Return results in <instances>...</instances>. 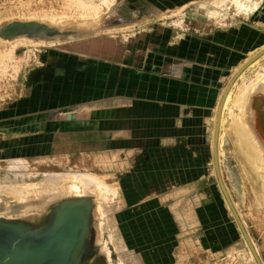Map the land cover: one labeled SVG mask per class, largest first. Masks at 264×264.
<instances>
[{
  "label": "crops",
  "instance_id": "crops-1",
  "mask_svg": "<svg viewBox=\"0 0 264 264\" xmlns=\"http://www.w3.org/2000/svg\"><path fill=\"white\" fill-rule=\"evenodd\" d=\"M198 30L182 34L153 28L122 43L121 60H68L75 75L58 80L56 93L50 99L46 96V108L29 115L46 117L59 111L60 118L72 114L73 121L63 122L59 130L26 137V155L104 158L106 168L119 177L131 213L169 208L174 220L184 226L188 204L194 207L196 221H205V181L209 186L214 176V107L231 68L261 42L251 37L247 27Z\"/></svg>",
  "mask_w": 264,
  "mask_h": 264
},
{
  "label": "rangeland",
  "instance_id": "rangeland-1",
  "mask_svg": "<svg viewBox=\"0 0 264 264\" xmlns=\"http://www.w3.org/2000/svg\"><path fill=\"white\" fill-rule=\"evenodd\" d=\"M181 2L184 3L186 1L116 0L110 6V8H105L101 12L105 14L104 16L102 15L101 19L99 20L101 22H99L98 28H114L135 24L134 31L133 29V32L127 33L111 31V34L109 32H98L92 33L89 36L84 35V37L81 35L89 33L90 30H82L81 28H77V26L75 28L76 24L73 23H80L83 21V19H86L85 21H88V19L92 20L93 18L82 17L80 15L82 17L81 18L77 13H74L73 11H63V9H61L64 6L63 0H0L1 23H3L4 21L19 19L39 20L53 25L63 26V29L74 30L77 31V33L79 34L77 35V37L75 35L74 38L67 37V39L64 40L61 39L60 42L62 43H55L52 46H39L37 49L34 50V53L32 55V61L30 62V64L21 68V70L18 71V74L14 79L9 78L8 76L0 75V123H8L9 121L14 122L23 119H26L30 122H44L42 120V114H29H34V112L46 108L44 107L46 106V100L48 99L46 98V96L49 95L50 99L52 97L53 92H55V90L59 88V84H57L58 80L63 79V77L65 76L75 75L74 69L69 74H64V72L62 73V71H60L59 75H57L56 77L50 79H43L41 77L40 79L33 80L30 83V73L35 69L38 70L39 68V70H43L50 64L58 62L60 63L62 61L67 63L68 65L69 61L73 62L77 59H81L83 61L87 59L113 60V58L115 60H121L122 43L127 44L131 41L130 37L134 35L138 37L137 35L144 34L147 31H152L153 28H158V30L160 31L162 29L170 30L173 33L180 32L182 34L198 33L197 29L202 30V32H205L204 23L206 22V19L204 18V16L195 15V5H192V3L187 8V11L190 14H194V16H188L184 18L182 22V25L185 26L184 29L187 30H184L182 28L179 29L180 27L176 26V24L174 23V20L177 19L176 16L173 18H168L167 20L156 19L149 21L147 24H141L145 18H151L152 12L157 10H169V8L170 10H173L180 6L182 4ZM189 2H192V0H189ZM74 14H77L78 16ZM141 26L144 27L142 28ZM246 26H248L247 28L252 31V38L255 37L256 39H258V42H264V28H262L264 27V19H260L258 20V22H256L255 20H252L249 23L248 21L239 22L236 26H232L229 29H234L237 27L241 28ZM136 37L134 39H136ZM24 50H26L25 46H21L17 49V53L20 54V52L22 53ZM34 55L36 56L34 57ZM261 91L262 90L258 92V97L253 103V106L255 107H252V110H255V115H261L257 118L260 124L264 123L262 122L264 121V93L263 91ZM37 93H39L38 95L43 94L44 96H42V98L36 97ZM45 115L49 116L47 121L51 122L55 121L57 118H60L62 116L59 111H51L50 113ZM16 116H18V118H16ZM226 130L227 133L226 135H224V139L222 142L223 156L221 166L223 171V177L234 200L239 205L242 216L245 219L248 231L252 238L254 237L253 239L255 243H257L256 245L259 248V252L264 260V203L260 202L256 198L257 192L260 190L261 186H263L264 177H261L260 175H258L260 176L258 177L254 174L252 177L250 172L245 169L246 167L244 165V160L241 159L239 152L236 150L233 143H231L232 141H230L232 139L229 134V129ZM260 133L264 138V131L262 130V132L260 131ZM23 145L22 147L24 148L25 146ZM5 152L7 156L11 155V152L9 150L6 149ZM54 157L43 158V163L42 161H40L41 157L40 159L29 157V165L26 169L23 170L22 174L24 176H20L19 179L24 181H38L42 178V173L46 170H79L92 171L95 173H111V179L113 178V180H117V182H119V177L116 171L105 167L107 164L104 158H97L99 159V161H97V163H93V158L96 159V157H92L90 154H77L73 156L71 155V157H67L66 160H64V157ZM59 159H62V162L58 163ZM261 165H263V169H260V167H258V173L264 175V162ZM7 167L8 161L1 160L0 178L5 181L3 183H11L13 177V174L11 172H8ZM39 171L41 173H39ZM210 183L211 184H209L208 186L207 182L205 181V221H196V214L193 205L187 204V208H185V212H183L185 213V215L191 218V221H183L184 226L186 225L185 227H183L181 224L179 225V222L174 220L173 213L169 211V208L157 209L156 211L149 210L144 211L142 213H139L140 211H137L136 209V214L131 213L127 207L124 195L121 193L122 200H120V203L117 208L111 212V225L107 222L109 228L106 229V232L104 233V236H102V239H98V217L94 212L93 248L95 250V256L104 255L105 253L104 256L107 264H226L228 260L230 261V263L234 261V264H255L254 259L251 257L249 250L246 247L247 245L245 246L246 243L243 242L244 239L241 235H239L240 232L238 231V228L230 217L228 207L222 197L220 187L218 185L215 175L211 176ZM1 191L2 192L0 193V218L11 220L26 219L30 221H34V219L37 218V220L40 221V219L44 217L43 215H46L52 208L49 207V209H45V202L49 199L47 197L48 195L42 196L39 202H36L35 204L30 201L27 202V204L21 203L18 201L19 199L12 197L14 194L17 193H13L12 191L3 189ZM32 196L35 195L33 194ZM51 199L50 200L54 202L55 199L57 200L59 198L52 197ZM89 201L94 203L92 199H89ZM251 202H253V205L251 204ZM41 203L43 205H41ZM14 205L17 206L13 207ZM34 205H39V207L43 206L44 208L36 209ZM104 205L105 208L109 207V204L107 203H105ZM29 207L32 209H28ZM253 211L257 212L254 213ZM39 213H43V215ZM1 214L3 215L1 216ZM156 219H159V221H156ZM132 220H134L135 222ZM107 221H109L108 218ZM52 222L53 220H50L47 224H52ZM104 222L105 221H103L102 223ZM197 239H200L201 242H198ZM167 245L170 247H168ZM142 246H146L147 248L145 247V249ZM131 251L132 253H130ZM146 251L148 252L146 253ZM135 257L137 258V260Z\"/></svg>",
  "mask_w": 264,
  "mask_h": 264
},
{
  "label": "bare ground",
  "instance_id": "bare-ground-1",
  "mask_svg": "<svg viewBox=\"0 0 264 264\" xmlns=\"http://www.w3.org/2000/svg\"><path fill=\"white\" fill-rule=\"evenodd\" d=\"M64 6L61 8L63 11H73L74 13H77L79 17H87V18H93L88 19V21H85L86 19H83L82 22L73 23L76 24L75 28H81L82 30H90L89 33L86 34H80L81 36L84 35H90L92 33H98V32H133L134 31V25H128V26H120V27H101L98 28V24L103 13H101L105 8H110V6L116 1V0H63ZM168 1V0H167ZM186 2L180 3L181 5L173 10H157L152 12L151 18H145L142 21L141 24H147L151 20L156 19H168L177 17L176 20H174V23L176 26L180 27L179 29H184V25H182V22L184 18L188 16H194V14H190L187 10V8L191 5H195V15L198 16H204L206 19L205 24V30L206 31H212L214 28L219 29H229L232 26H236L239 22L248 21V23L252 20H255L258 22L260 19H264V0H192V2H189V0H185ZM191 1V0H190ZM175 2V1H174ZM166 4V3H165ZM173 8V7H171ZM110 10V9H109ZM151 13V12H150ZM155 13V14H154ZM74 14V15H77ZM47 15V14H46ZM77 15V16H78ZM81 15V16H80ZM49 16V15H48ZM76 16V17H77ZM66 17V16H64ZM73 17V16H72ZM81 17V18H82ZM70 18V17H69ZM67 19V18H66ZM65 19V20H66ZM68 20V19H67ZM71 20V19H70ZM73 20V18H72ZM81 20V19H80ZM77 21V20H76ZM56 22V21H55ZM54 22V24H55ZM71 22V21H70ZM139 22V23H140ZM170 22V21H169ZM261 22V21H260ZM1 23V22H0ZM58 23V22H57ZM138 23V22H137ZM254 23V22H253ZM252 23V24H253ZM66 24V23H65ZM153 24V23H152ZM151 25V23H150ZM249 26V25H248ZM246 26V27H248ZM61 29H63V26H59ZM142 27V26H141ZM144 27V26H143ZM142 27V28H143ZM262 27V26H261ZM74 28V29H75ZM242 28V27H241ZM260 28V27H259ZM264 28V27H262ZM133 29V31H132ZM78 30V29H77ZM142 30V29H141ZM187 30V29H184ZM157 31V30H156ZM255 31V30H253ZM263 31V30H262ZM150 32V31H149ZM183 32V31H182ZM199 32L203 33L202 30H199ZM237 32V31H236ZM235 32V33H236ZM138 33V32H137ZM155 33V32H154ZM239 33V32H238ZM246 33V32H244ZM111 34V33H110ZM132 34V33H131ZM134 34V33H133ZM226 34V33H225ZM224 34V35H225ZM247 34V33H246ZM253 34V33H252ZM255 34V33H254ZM96 35V34H95ZM124 35V34H122ZM126 35V34H125ZM161 35V34H160ZM159 35V36H160ZM178 35V34H177ZM240 35V33H239ZM250 35V34H249ZM230 36V35H229ZM69 38H74V36H68ZM77 37V35H76ZM79 37V36H78ZM85 37V36H84ZM223 37V36H222ZM221 37V38H222ZM239 37V36H238ZM245 37V36H244ZM254 37V36H253ZM98 38V37H97ZM128 38V37H127ZM126 38V39H127ZM224 38V37H223ZM67 39V38H66ZM125 39V40H126ZM153 39V38H152ZM229 39V38H228ZM231 39V37H230ZM240 39V38H239ZM64 40V39H63ZM69 40V39H68ZM145 40V39H144ZM251 40V39H250ZM254 40V39H253ZM61 39L59 37L54 39H34L29 38L25 36H18L14 37L12 39H4L3 37H0V75L8 76L11 79H14L16 75L18 74V71L21 70V68L27 66L32 61V55L34 53V50L37 49L39 46H52L55 43H62L60 42ZM230 41V40H229ZM234 41V40H233ZM239 41V40H238ZM252 41V40H251ZM129 42V41H128ZM161 42V41H160ZM220 42H222L220 40ZM224 42V41H223ZM150 43V41H149ZM257 43V42H256ZM118 44V43H117ZM142 44V43H141ZM75 45V44H74ZM131 45V44H129ZM137 45V44H136ZM154 45V44H152ZM194 45V44H193ZM21 46H25V49L22 53L18 54L17 49ZM82 46V45H81ZM127 46V45H126ZM151 46V45H150ZM68 47V46H67ZM134 47V46H133ZM132 47V48H133ZM202 47V46H201ZM220 47V46H219ZM240 47V46H239ZM207 48V47H206ZM137 49V48H136ZM142 49V48H141ZM150 49V48H149ZM152 49V48H151ZM160 49V48H159ZM220 49V48H219ZM60 50V49H59ZM227 50V49H226ZM241 50V49H240ZM63 51V50H62ZM129 51V50H128ZM164 51V50H163ZM214 51V50H213ZM90 52V51H89ZM189 52V51H188ZM191 52V51H190ZM204 52V51H203ZM132 54V53H131ZM191 54V53H190ZM220 54V53H219ZM129 55V54H128ZM194 55V54H193ZM200 55V53H199ZM235 55V54H234ZM36 55H34L35 57ZM83 56V55H82ZM196 56V55H195ZM226 56V55H225ZM224 56V57H225ZM146 57V56H145ZM175 57V56H174ZM203 57V54H202ZM206 57V56H205ZM90 58V57H89ZM193 58V57H192ZM204 58V57H203ZM182 59V58H181ZM188 59V58H187ZM201 59V58H200ZM199 59V60H200ZM210 59V58H209ZM230 59V57H229ZM250 59L252 61L248 62ZM90 60V59H89ZM133 61V59H132ZM185 61V60H184ZM188 61V60H187ZM197 61V60H196ZM36 62V61H35ZM63 62V61H62ZM82 62V61H80ZM101 62V61H99ZM145 62V61H144ZM192 62V61H191ZM89 63V62H88ZM92 63V62H91ZM90 63V64H91ZM102 63V62H101ZM148 63V62H147ZM231 63V62H229ZM247 63V65H246ZM83 64V63H82ZM120 64V63H119ZM187 64V63H186ZM192 64V63H191ZM224 64L225 60H224ZM149 65V64H148ZM32 66V65H31ZM102 66V65H101ZM129 66V65H128ZM127 66V67H128ZM131 66V65H130ZM151 66V65H150ZM245 66V67H244ZM116 67V66H115ZM244 67V68H243ZM228 68V67H227ZM243 68V69H242ZM108 69V68H107ZM112 69V68H111ZM118 69V68H117ZM143 69V68H142ZM242 69L240 72L239 70ZM39 70V68H38ZM38 70H33L30 74L33 72H37ZM98 70V69H97ZM103 70V69H102ZM109 71V70H108ZM239 72L237 77L234 79L233 83L231 84L230 88L227 90L225 98L221 105V111H220V118H219V131L217 135V150L219 155V165H220V171L223 177V171H222V142L224 139V135H226L227 130L229 129V134L231 136L230 141L235 146L236 150L239 152L241 159L244 160L245 169L250 172L251 176L253 177V174L261 177H264L263 174L258 173L260 169H263V162H264V138L261 135L260 131H264V123L260 124L257 120V118L261 115H255V110L253 111L252 107L253 103L255 102L256 98L258 97L257 94L260 90L264 93V42L256 45L255 47L251 48L249 51L245 53V56L240 60V62L236 63L229 73L226 75L222 87L216 102V105L214 107L213 115L211 118L212 121V136H211V145H212V153H213V147H214V139H215V127H216V118L218 109L222 100V97L225 93V89L228 85V83L231 81V79L236 75V73ZM118 73V72H117ZM131 73V72H130ZM134 71L132 72V74ZM219 73V72H218ZM128 74V73H127ZM167 74V73H166ZM172 74V73H171ZM112 75V74H111ZM117 75V74H115ZM138 75V74H137ZM146 76L148 74H145ZM219 75V74H218ZM121 76V75H120ZM127 76V75H126ZM111 77V76H110ZM135 77V76H134ZM142 77V76H141ZM208 78V77H207ZM145 79V77H144ZM221 79V78H220ZM101 80V79H100ZM124 80V79H123ZM131 80V79H130ZM142 80V79H141ZM146 80V79H145ZM133 81V80H132ZM127 82V81H126ZM136 82V81H135ZM121 83V82H120ZM133 83V82H130ZM138 83V82H137ZM140 83V82H139ZM101 84V82H100ZM104 85V84H103ZM122 85V84H121ZM119 85V86H121ZM123 86V85H122ZM126 86V85H125ZM147 86V85H146ZM187 87V86H186ZM118 88V87H117ZM157 88V87H156ZM101 89V88H100ZM152 89V88H151ZM155 90V88H153ZM195 90V88H194ZM120 91V89H119ZM198 91V90H197ZM261 91V92H262ZM121 92V91H120ZM109 93V92H107ZM123 93V92H121ZM139 93V92H138ZM200 93V92H199ZM216 93V92H215ZM100 94V93H99ZM118 94V93H117ZM193 94V93H192ZM204 94V93H203ZM122 95V94H121ZM194 95V94H193ZM214 95V94H213ZM130 96V95H129ZM201 96V95H200ZM107 97V96H106ZM203 97V96H202ZM115 98V97H114ZM178 98V97H177ZM264 98V97H263ZM192 99V98H191ZM200 99V98H199ZM214 99V98H213ZM258 100V99H257ZM193 101V99H192ZM259 101V100H258ZM130 102V101H129ZM97 103V102H96ZM110 103V102H109ZM257 103V102H256ZM119 104V103H118ZM176 104V103H175ZM130 105V104H129ZM202 107V106H201ZM213 107V106H212ZM95 108V107H94ZM211 108V107H210ZM258 109V108H257ZM262 110V109H261ZM260 112V111H259ZM69 113V112H68ZM190 114V113H189ZM264 114V113H263ZM13 116V115H12ZM11 116V117H12ZM43 116V115H42ZM69 118H57L55 121H47L49 116L42 117L43 123H38L36 121L30 122L26 119L18 120V121H7L8 123H0V161H8V172H11L13 174L11 183H3L5 181L0 178V193L1 190H8L12 191L14 194L12 197L19 199L18 201L21 203H27V202H33L34 204L36 202H39L42 196H47L49 199L45 202V209L49 207H52V205L55 203L51 201L52 197H58L59 199L56 200L59 201L61 199L65 198H72L76 197L79 199H86V200H93V204L96 206L94 208V212L98 217V239H102V236H104V233L106 232V229L109 228L107 222L111 223V212L117 208V206L120 203L121 199V187L117 180L111 179V173H95L92 171H79V170H59V171H42V178L38 181L31 180V181H24L19 179L20 176H24L23 170L26 169L29 165L28 158L29 156L26 155L24 148L22 147V141L24 143L26 137H32L34 138L37 134H42L46 131H53L59 130L62 128V123L66 121H73L72 114H66ZM79 116V114L77 115ZM90 116V115H89ZM263 117V116H262ZM8 118V117H7ZM89 119V118H87ZM178 119V118H177ZM264 119V118H263ZM262 119V120H263ZM210 121V122H211ZM264 122V121H262ZM68 123V122H67ZM259 124V126H258ZM262 129V130H261ZM80 132V131H79ZM209 135V134H208ZM42 135L41 137H43ZM40 137V138H41ZM54 137V136H53ZM52 137V138H53ZM176 138V137H175ZM227 138V137H226ZM32 139V138H31ZM50 139V138H49ZM229 139V138H228ZM28 141V140H27ZM34 142V141H33ZM44 142V141H43ZM184 142V141H183ZM25 144V143H24ZM36 144V143H35ZM231 146V145H230ZM38 147V146H37ZM40 147V146H39ZM232 147V146H231ZM26 148V147H25ZM233 148V147H232ZM6 149L11 152V155L7 156ZM48 149V148H47ZM28 151L31 152V147L29 146L27 148ZM35 151V150H34ZM49 151V150H48ZM233 151V150H232ZM37 153V152H36ZM232 153V152H231ZM225 154V153H224ZM51 155V154H50ZM52 156H46L48 158L54 157ZM43 158L41 156V160L43 163ZM55 158V157H54ZM40 159V158H39ZM91 159V158H90ZM115 159V158H114ZM224 159V158H223ZM35 160V159H33ZM62 159L58 160L59 162ZM103 160V159H102ZM99 159L93 158V163H97ZM224 161V160H223ZM53 162V161H52ZM262 162V163H261ZM49 163V162H48ZM56 163V162H55ZM35 164V163H34ZM138 164V163H137ZM120 165V164H119ZM48 166V165H47ZM68 166V165H67ZM74 167V166H73ZM106 167V166H105ZM139 167V166H138ZM262 167V168H261ZM131 168V167H130ZM50 169V168H49ZM87 169V168H86ZM258 169V170H257ZM119 171V169H118ZM242 171V170H241ZM244 171V170H243ZM263 171V170H262ZM98 172V171H97ZM139 172V171H138ZM137 172V173H138ZM31 173V172H29ZM39 173H41L39 171ZM130 173V172H129ZM245 173V172H244ZM243 173V174H244ZM212 174L215 175L217 179V175L215 172V163L214 159L212 158ZM225 174V173H224ZM40 175V174H39ZM203 175V174H202ZM210 175V174H209ZM4 176V175H3ZM41 176V175H40ZM125 176V175H124ZM208 176V175H207ZM258 176V177H260ZM35 177V176H33ZM126 178V177H125ZM124 178V179H125ZM184 178V177H183ZM208 178V177H207ZM11 179V178H10ZM9 179V180H10ZM157 179V178H156ZM209 179V178H208ZM214 179V178H213ZM125 181V180H124ZM158 181V180H157ZM185 181V180H184ZM191 181V180H190ZM209 181V180H208ZM223 181L224 177H223ZM218 182V180H217ZM140 183V182H139ZM123 184V183H122ZM121 184V185H122ZM147 184V183H146ZM162 184V183H161ZM211 184V183H210ZM243 184V183H242ZM3 185V186H2ZM195 185V184H194ZM226 185V182H225ZM262 185V183H261ZM124 186V185H123ZM129 186V185H128ZM141 186V185H140ZM167 186V185H166ZM127 187V186H126ZM185 187V186H184ZM188 187V186H187ZM203 187V186H202ZM213 187V186H212ZM227 190L229 192V195L232 199L233 205L236 208L241 220L243 221V224L245 225L247 231L248 228L246 226V222L244 217L242 216V213L240 211L239 205L234 200L228 186L226 185ZM130 188V187H129ZM166 188V187H165ZM171 188V187H170ZM124 189H126L124 187ZM158 190V189H157ZM190 191V190H189ZM203 191V190H202ZM219 191V190H218ZM221 191V189H220ZM164 192V191H163ZM188 193V192H187ZM197 193V192H196ZM35 196H32V195ZM189 194V193H188ZM222 194V192H221ZM244 194V193H243ZM246 194V193H245ZM182 195V194H181ZM185 195V194H184ZM187 195V194H186ZM251 195V194H250ZM180 196V195H179ZM223 199L226 202V205L229 210V214L233 222L235 223L236 227L238 228V231L240 232L239 235L242 236L244 239L243 242H245V246L248 248L249 253L251 257L254 259L255 264H257L255 257L253 255V252L251 248L249 247L242 230L237 222V219L233 213V210L229 206L227 200L224 198V195L222 194ZM251 197V196H250ZM46 198V197H45ZM164 198V197H163ZM179 198V197H178ZM237 198V197H236ZM257 200L264 203V182L263 186H261L260 190L257 192L256 195ZM12 199V198H11ZM51 199V200H50ZM185 199V197H184ZM10 200V198H9ZM179 200V199H178ZM183 200V198H182ZM237 200V199H236ZM252 200V199H251ZM254 200V199H253ZM2 201V200H1ZM15 201V200H14ZM153 201V200H152ZM177 201V200H176ZM255 201V200H254ZM4 202V201H3ZM161 202V201H160ZM182 202V201H181ZM44 203V202H43ZM105 203L109 204V207L105 208ZM135 203V202H134ZM178 203V202H177ZM183 203V202H182ZM253 202H251L252 204ZM8 204V203H7ZM17 204V203H16ZM28 204V203H27ZM127 204V203H126ZM139 204V203H138ZM249 204V203H248ZM25 205V204H24ZM41 205H43L41 203ZM163 205V204H162ZM253 205V204H252ZM7 206V205H6ZM10 206V205H9ZM17 205H14L13 207H16ZM36 209L44 208L43 206L39 207V205H34ZM134 206V205H133ZM25 207V206H24ZM254 207V206H252ZM174 208L171 206V209ZM12 209V208H11ZM32 209V208H28ZM43 209V210H45ZM251 209V208H250ZM256 209V208H253ZM4 210V209H3ZM9 210V209H8ZM22 210V209H21ZM175 210V209H174ZM7 211V210H6ZM23 211V210H22ZM19 212V211H18ZM141 212V211H140ZM139 212V213H140ZM172 212V211H171ZM250 212V211H249ZM254 212V211H253ZM257 212V211H255ZM254 212V213H255ZM16 213V212H15ZM130 213V212H129ZM259 213V212H258ZM10 214V213H9ZM17 214V213H16ZM43 215V213H39ZM257 214V213H256ZM3 214H1L2 216ZM14 215V214H13ZM131 215V214H130ZM138 215V214H137ZM7 216V214H6ZM44 216V215H43ZM129 216V215H128ZM191 216V214H190ZM150 217V216H149ZM261 217V216H260ZM107 218L109 221H107ZM164 218V217H163ZM262 218V217H261ZM137 219V218H136ZM189 221H191L190 217H187ZM159 220V219H158ZM171 220V219H170ZM193 220V219H192ZM105 221L104 223H102ZM134 221V220H132ZM194 221V220H193ZM251 221V220H250ZM62 222V221H61ZM135 222V221H134ZM152 222V221H151ZM54 221L52 222L53 225ZM148 223V222H147ZM196 223V222H194ZM259 223V222H258ZM111 225V224H110ZM127 225V224H126ZM137 225V224H136ZM157 225V224H156ZM178 225V224H177ZM106 226V228H105ZM186 226V225H185ZM183 226V227H185ZM10 228L8 234H11L12 236H17V230L13 227ZM131 227V226H130ZM134 227V226H133ZM160 227V226H159ZM2 227L1 229H3ZM260 228V227H259ZM5 229V228H4ZM160 229V228H159ZM89 229L87 228L86 231H84L83 236L80 234L78 239H83V237H87L89 234ZM139 230V229H138ZM143 230V229H142ZM171 230V229H170ZM176 230V229H175ZM258 230V229H257ZM133 231V230H132ZM157 231V230H155ZM169 231V230H168ZM264 231V229H263ZM136 232V231H135ZM147 232V231H146ZM154 232V231H152ZM160 232V231H159ZM180 232V231H179ZM262 232V231H261ZM142 233V232H141ZM145 233V232H143ZM156 233V232H155ZM249 233V231H248ZM114 234V233H112ZM157 234V233H156ZM163 234V233H162ZM261 234V233H260ZM19 236L20 233L18 234ZM150 235V234H149ZM196 235V234H195ZM250 235V233H249ZM108 236V235H107ZM156 236V235H155ZM188 236V235H187ZM199 236V235H198ZM22 237V236H21ZM154 237V234H153ZM185 237V236H184ZM264 237V236H263ZM142 238V237H141ZM147 238V237H146ZM149 238V237H148ZM152 238V237H151ZM150 238V239H151ZM250 238L255 246V249L257 250L263 264L264 260L259 252V248L257 247V243L254 241V237L250 235ZM169 239V238H168ZM194 239V238H193ZM124 240V239H123ZM133 240V239H132ZM182 240V239H181ZM99 241V240H98ZM97 241V242H98ZM139 241V240H138ZM147 241V240H146ZM198 242H201V240L197 239ZM240 241V240H239ZM102 242V241H101ZM133 243V242H132ZM160 243V242H159ZM99 244V243H98ZM198 244V243H197ZM114 245V244H113ZM168 246V245H167ZM101 247V246H100ZM143 247V246H142ZM146 247V246H145ZM143 247V248H145ZM170 247V246H168ZM125 248V246H124ZM147 248V247H146ZM145 248V249H146ZM158 248V247H157ZM164 248V247H163ZM229 248V247H228ZM121 249V248H118ZM155 249V248H154ZM234 249V248H233ZM261 249V248H260ZM242 250V249H241ZM244 250V248H243ZM247 250V249H246ZM122 251V250H121ZM133 251V250H132ZM132 251L130 253H132ZM232 251V250H231ZM236 251V250H235ZM148 251H146L147 253ZM181 252V251H180ZM243 252V251H242ZM248 252V251H247ZM104 253V252H103ZM134 253V252H133ZM237 253V252H236ZM108 254V253H107ZM106 254V255H107ZM238 254V253H237ZM244 254V253H243ZM105 255V253H104ZM109 255V254H108ZM236 255V254H235ZM237 256V255H236ZM124 257V256H123ZM147 257V256H146ZM154 257V256H153ZM152 257V258H153ZM229 257V256H228ZM238 257V256H237ZM107 258V257H106ZM136 258V257H135ZM150 258V256H149ZM180 258V257H179ZM249 258V257H248ZM114 259V258H113ZM123 259V258H122ZM232 259V257H231ZM115 260V259H114ZM129 260V259H128ZM137 260V258H136ZM146 260V259H145ZM238 260V259H237ZM252 260V259H251ZM148 261V260H147ZM181 261V260H180ZM122 262V261H120ZM160 262V261H159ZM240 262V261H239ZM153 263V262H152ZM111 264V263H110ZM189 264V263H188ZM226 264H234V261L230 263L228 260Z\"/></svg>",
  "mask_w": 264,
  "mask_h": 264
},
{
  "label": "water",
  "instance_id": "water-1",
  "mask_svg": "<svg viewBox=\"0 0 264 264\" xmlns=\"http://www.w3.org/2000/svg\"><path fill=\"white\" fill-rule=\"evenodd\" d=\"M69 35L79 34L77 31L61 29L57 25L39 20L19 19L0 23V37L4 39H12L18 36H26L34 39H54L57 37L66 39ZM250 61H252V59L248 62ZM73 69V65H67L65 62L50 64L43 70L33 72L29 77V82L31 83L33 80L40 79L41 77L43 79L56 77L59 75L60 71H62V73L64 72V74H69ZM242 69H240L239 72ZM239 72H237L228 83L218 109L212 154L221 192L233 210L257 264H263L243 221L233 205L225 182L223 181L217 150L221 105L227 90L230 88ZM95 207L96 206L89 200L72 197L57 201L40 221H38L37 218H35L34 221L0 218V264H107L105 256H95V250L93 248V216ZM50 220H53L54 223L49 226L47 223ZM7 226L15 228L17 233H20L22 237L18 234L17 236L8 234L9 231L6 230L10 228ZM2 227L5 229H1ZM87 228L89 229L87 237H83L81 240L78 239L80 234L83 236Z\"/></svg>",
  "mask_w": 264,
  "mask_h": 264
}]
</instances>
